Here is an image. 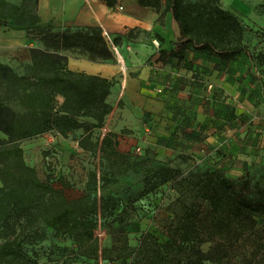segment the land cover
I'll list each match as a JSON object with an SVG mask.
<instances>
[{
  "label": "trees",
  "instance_id": "16d2710c",
  "mask_svg": "<svg viewBox=\"0 0 264 264\" xmlns=\"http://www.w3.org/2000/svg\"><path fill=\"white\" fill-rule=\"evenodd\" d=\"M114 7L117 0H104ZM143 7L152 8L163 24L170 15L178 27V35L170 50L161 49L158 61L162 66L186 61L190 51L206 53L227 64L241 56L250 62V75L257 79L254 68L260 65L264 77V52L255 55L242 43L244 27L236 10H225L220 0L207 3H189L186 0H137ZM21 6L0 0V31L11 21L34 28L37 36L50 49L28 48L33 71L19 75L10 65L0 63V133L6 139L0 142V262L33 263L36 261L25 249L35 238L31 230L44 225L59 236L72 239L80 255L99 261L108 258L116 243L127 258L140 264H264V188L256 187L258 198L251 197L250 170L237 180L219 169L188 171L169 166L147 171L144 194L167 185L174 199L169 205L171 218L166 220L163 235L166 241L144 231L138 246L132 248L125 227L132 207L123 206L121 198L89 199L83 196L70 199L63 188L41 182L35 170L28 166L19 143L35 139L59 129L61 133L104 126L112 106L107 102L116 80L89 75L69 69L65 51H81L98 60L112 62L115 58L99 27H87L57 32L51 26H40L39 18L28 17ZM243 17V16H242ZM264 32V31H263ZM160 40H163L161 37ZM119 38H114L115 45ZM223 72L217 66L215 69ZM62 99V102L60 101ZM17 103L23 112L10 103ZM82 118L95 121L90 129ZM189 118L179 125L162 145H184ZM101 158L116 156L121 159L122 172L135 169L131 160L138 161L118 149L119 143L106 133L98 143ZM146 152L142 162L153 161ZM156 156V155H155ZM154 156V157H155ZM150 173H154L151 175ZM96 177V175H95ZM103 180V178L101 179ZM106 183L100 186L104 190ZM94 191H97L95 186ZM115 238L111 247H103L96 236L99 226L108 225L110 216ZM112 225V224H110ZM208 246V251L204 248ZM117 263L118 261H113Z\"/></svg>",
  "mask_w": 264,
  "mask_h": 264
},
{
  "label": "rangeland",
  "instance_id": "374dc122",
  "mask_svg": "<svg viewBox=\"0 0 264 264\" xmlns=\"http://www.w3.org/2000/svg\"><path fill=\"white\" fill-rule=\"evenodd\" d=\"M6 1L10 5L21 6L28 12V17H37L38 0ZM186 1L207 3L209 0ZM240 2L245 5L255 3L253 10H234L241 15L237 17L244 27L242 43L258 55L264 52V0H220V5L223 7ZM10 23L9 27L0 31V63L10 65L19 75H29L33 71L28 53L31 46H24L22 42L27 39L28 43L37 45L33 47L50 50L53 48L38 38L28 37L29 30L33 31L31 36H37L34 28L18 25L15 21ZM116 46L118 47V44ZM72 54L79 58L98 60L81 51H72ZM114 55L112 62L117 61L116 54ZM217 66L224 69L220 80L224 79L229 86L230 90L226 95L218 84H212L213 87H208L207 91L203 87L196 88L197 98L190 103L173 98L168 101L162 113L132 115L122 101L124 93L121 91L118 96L120 100L113 101L112 111L106 117L102 128L92 129L91 134L85 129L73 130L66 134L54 129L43 136L22 141L19 146L23 149L24 161L35 170L38 181L53 183L63 188L65 195L70 199L86 195L90 200L98 201L101 197L121 198L120 212L123 206L132 207L128 225L124 228L132 248L138 246L144 231L166 241L163 231L166 220L172 217L169 205L174 196L164 184L158 191L146 194L143 191L147 185V171L159 169L169 161H172L169 166L180 168L185 173L191 170L196 172L208 168L219 169L235 180L243 176L245 167H248L251 197L256 199V187L264 188L263 68L257 64L254 68L257 79L254 80L249 73L251 64L245 56L224 65L219 64V61L209 54L194 51L188 53V59L184 63L174 62L167 68L171 73L177 70L184 73V70L190 71L191 68L199 71L215 70ZM155 77L163 79L164 72L158 74L157 71ZM157 86L158 83H155L150 90L157 91ZM60 101L62 102V99ZM10 105L23 112L17 103L12 102ZM185 117L189 118V125L192 126V130L188 132L190 137L186 138L184 145L175 147L174 143H170L168 147L171 146V150L166 149L167 147L162 145L163 139L155 135V124L163 125L166 122L168 127L173 128L175 121H183ZM82 121L86 123V129L92 128L95 123L91 118H82ZM106 133H111L118 141V149L121 152L133 156V159H139L131 160L135 169L123 173L119 166L121 159L116 156L101 158L98 143ZM4 139L6 136L0 133V142ZM147 151L153 161L144 163L142 159ZM151 175L154 173L148 174L149 177ZM103 183H106V187L100 190ZM95 186L97 191L93 190ZM115 218L114 215L110 216L108 225L99 226L96 231L103 247H111L112 239L115 238V231L112 229L119 226L117 223H111ZM31 232L35 238L25 244V249L36 261L0 264H109L113 261H118L117 264H140L133 257L125 259L126 253L118 250L119 243H116L118 249H113L108 258L96 261L81 256L77 244L72 239L59 236L44 225L33 228ZM3 242L0 237V244ZM204 250L208 251V246Z\"/></svg>",
  "mask_w": 264,
  "mask_h": 264
},
{
  "label": "crops",
  "instance_id": "0c3cea01",
  "mask_svg": "<svg viewBox=\"0 0 264 264\" xmlns=\"http://www.w3.org/2000/svg\"><path fill=\"white\" fill-rule=\"evenodd\" d=\"M223 8L231 11L236 8L253 10L255 3H230ZM36 15L40 26H51L57 32L99 27L112 38H119L118 48L124 58L125 72L117 61L95 62L89 58L76 57L72 51L64 53L69 57L70 70L116 80L107 102L112 106L114 100H120L118 96L123 91L122 101L132 115L162 113L168 101L173 98L190 103L197 98L196 88L203 87L207 91L208 87H213L212 84H218L225 95L230 90L226 81L222 78L220 80L221 73L214 69L199 71L191 68L190 71L184 70V73L180 70L168 72L167 66H162L158 58L161 49L172 48L178 35V27L170 15L163 24L159 23V15L152 8L141 6L137 0H117L112 8L104 0H38ZM28 41L26 39L22 42L24 46H37ZM157 71L158 74L164 72L165 77L156 78ZM155 83H158V90L151 91L150 88ZM181 123L178 119L173 123V128L168 127L166 122L163 125L155 124V135L163 140L176 133L181 135ZM191 130L192 126L187 127L186 133Z\"/></svg>",
  "mask_w": 264,
  "mask_h": 264
},
{
  "label": "built area",
  "instance_id": "2783aa9c",
  "mask_svg": "<svg viewBox=\"0 0 264 264\" xmlns=\"http://www.w3.org/2000/svg\"><path fill=\"white\" fill-rule=\"evenodd\" d=\"M103 36L106 39V42L109 45L110 49L113 51V53L115 51L114 54H116V59H117L118 63L120 64V66L122 68V71L125 72L126 71V67H125L124 58L121 55L118 47L115 45L114 39L108 33H104L103 32ZM109 264H117V263L113 262V263H109Z\"/></svg>",
  "mask_w": 264,
  "mask_h": 264
}]
</instances>
